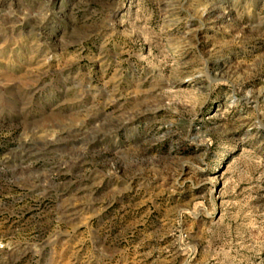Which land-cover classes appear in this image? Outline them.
Listing matches in <instances>:
<instances>
[{"label": "rangeland", "instance_id": "rangeland-1", "mask_svg": "<svg viewBox=\"0 0 264 264\" xmlns=\"http://www.w3.org/2000/svg\"><path fill=\"white\" fill-rule=\"evenodd\" d=\"M0 264H264V0H0Z\"/></svg>", "mask_w": 264, "mask_h": 264}]
</instances>
